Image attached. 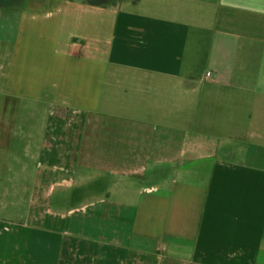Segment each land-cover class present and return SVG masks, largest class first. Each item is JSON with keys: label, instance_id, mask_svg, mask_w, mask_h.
<instances>
[{"label": "crops", "instance_id": "crops-1", "mask_svg": "<svg viewBox=\"0 0 264 264\" xmlns=\"http://www.w3.org/2000/svg\"><path fill=\"white\" fill-rule=\"evenodd\" d=\"M0 264H264V0H0Z\"/></svg>", "mask_w": 264, "mask_h": 264}, {"label": "built area", "instance_id": "built-area-1", "mask_svg": "<svg viewBox=\"0 0 264 264\" xmlns=\"http://www.w3.org/2000/svg\"><path fill=\"white\" fill-rule=\"evenodd\" d=\"M208 76H212V74L209 73Z\"/></svg>", "mask_w": 264, "mask_h": 264}, {"label": "rangeland", "instance_id": "rangeland-1", "mask_svg": "<svg viewBox=\"0 0 264 264\" xmlns=\"http://www.w3.org/2000/svg\"><path fill=\"white\" fill-rule=\"evenodd\" d=\"M55 199H57V198L55 197Z\"/></svg>", "mask_w": 264, "mask_h": 264}]
</instances>
